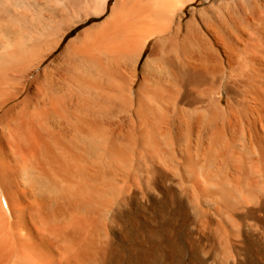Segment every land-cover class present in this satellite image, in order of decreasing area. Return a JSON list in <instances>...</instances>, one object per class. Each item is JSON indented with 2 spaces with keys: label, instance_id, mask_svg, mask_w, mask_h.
Listing matches in <instances>:
<instances>
[{
  "label": "bare ground",
  "instance_id": "1",
  "mask_svg": "<svg viewBox=\"0 0 264 264\" xmlns=\"http://www.w3.org/2000/svg\"><path fill=\"white\" fill-rule=\"evenodd\" d=\"M0 264H264V0H0Z\"/></svg>",
  "mask_w": 264,
  "mask_h": 264
},
{
  "label": "rangeland",
  "instance_id": "2",
  "mask_svg": "<svg viewBox=\"0 0 264 264\" xmlns=\"http://www.w3.org/2000/svg\"><path fill=\"white\" fill-rule=\"evenodd\" d=\"M112 3H110L109 5H108V8L110 7V5H111ZM201 6L197 3V4H193V5H191V6H189L188 8H187V10H186V13H188V11L190 10V9H192V8H196V9H199ZM104 18L102 17V19H92L88 24H92V23H97V22H100L101 20H103ZM84 26H82V28H83ZM81 29V28H80ZM78 30H76V31H74L72 34H70V35H68L67 37H66V39H65V42L67 41V40H69V39H71L75 34H76V32H77ZM55 55H56V53H55Z\"/></svg>",
  "mask_w": 264,
  "mask_h": 264
},
{
  "label": "trees",
  "instance_id": "3",
  "mask_svg": "<svg viewBox=\"0 0 264 264\" xmlns=\"http://www.w3.org/2000/svg\"><path fill=\"white\" fill-rule=\"evenodd\" d=\"M110 3H112V1H110ZM110 3H109V4H110Z\"/></svg>",
  "mask_w": 264,
  "mask_h": 264
}]
</instances>
